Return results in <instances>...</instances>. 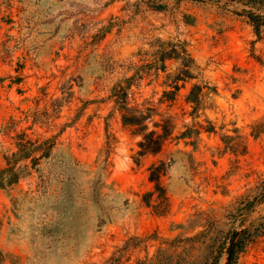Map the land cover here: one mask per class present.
Masks as SVG:
<instances>
[{"label": "rangeland", "instance_id": "obj_1", "mask_svg": "<svg viewBox=\"0 0 264 264\" xmlns=\"http://www.w3.org/2000/svg\"><path fill=\"white\" fill-rule=\"evenodd\" d=\"M118 86L173 117L158 153ZM25 111L48 152L0 188V264H264V0H0V128Z\"/></svg>", "mask_w": 264, "mask_h": 264}, {"label": "trees", "instance_id": "obj_2", "mask_svg": "<svg viewBox=\"0 0 264 264\" xmlns=\"http://www.w3.org/2000/svg\"><path fill=\"white\" fill-rule=\"evenodd\" d=\"M259 16L250 17L252 25L257 35L260 33V23L256 20ZM169 58V55H164L163 60ZM128 86H118L111 91V98L113 103L120 114L121 123L124 127L132 130L134 135H138L141 140L138 142V148L140 149L141 155L146 153L156 154L163 147L165 141L174 130L172 123L173 117L167 115V113L160 114V121L153 123V130L148 131L147 122H149L153 116H155L156 109L152 104L146 103L145 105H138L133 102L131 105L128 102ZM40 100L37 99L36 103L39 104ZM190 103H194L190 101ZM196 109V108H195ZM19 119H11L10 125L0 128V133L6 137H10L13 141L12 146L14 151L10 156L6 157L5 168L0 169V188L11 187L17 184L28 169H31L29 164H25L27 159L30 160L32 165L41 157L47 156L48 147L46 144L49 139L43 141L39 137L33 139L31 136L33 133L28 134L27 131L32 130L36 124V119L31 118V114L27 111L21 112ZM29 123L28 126L20 128L21 124ZM19 127V128H18ZM42 152L38 158L34 156ZM151 172L150 182L155 183V188H159V172L154 175L157 171V167L152 165L149 169ZM240 241L234 244L232 253L238 252L241 249ZM231 253V254H232Z\"/></svg>", "mask_w": 264, "mask_h": 264}]
</instances>
